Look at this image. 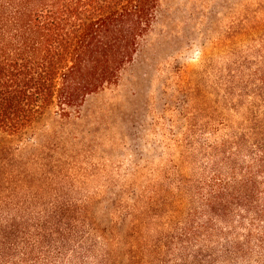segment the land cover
I'll use <instances>...</instances> for the list:
<instances>
[{"label":"trees","instance_id":"1","mask_svg":"<svg viewBox=\"0 0 264 264\" xmlns=\"http://www.w3.org/2000/svg\"><path fill=\"white\" fill-rule=\"evenodd\" d=\"M160 6L0 0L1 140L28 133L52 109L61 123L80 121L87 100L117 87L146 53ZM259 70L190 114L174 84L163 109L166 145H149L134 122L137 147L124 173L105 174L106 188H51L77 176L0 159V264H264Z\"/></svg>","mask_w":264,"mask_h":264},{"label":"rangeland","instance_id":"2","mask_svg":"<svg viewBox=\"0 0 264 264\" xmlns=\"http://www.w3.org/2000/svg\"><path fill=\"white\" fill-rule=\"evenodd\" d=\"M153 35L117 87L87 100L80 121L61 123L52 109L23 136L1 137L0 148H12L0 155L3 164L59 165L77 176V182L55 179L51 188H106L105 174L124 173L137 147L134 122L144 126L149 145H166L171 115L163 109L174 84L190 114L205 100L230 96L251 68L264 69V0H161Z\"/></svg>","mask_w":264,"mask_h":264}]
</instances>
